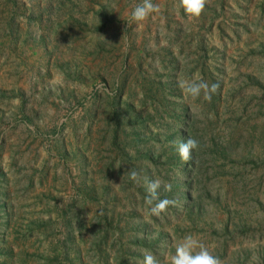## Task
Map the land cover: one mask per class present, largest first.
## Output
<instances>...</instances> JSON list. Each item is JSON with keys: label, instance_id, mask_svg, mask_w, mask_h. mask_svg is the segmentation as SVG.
<instances>
[{"label": "rangeland", "instance_id": "rangeland-1", "mask_svg": "<svg viewBox=\"0 0 264 264\" xmlns=\"http://www.w3.org/2000/svg\"><path fill=\"white\" fill-rule=\"evenodd\" d=\"M140 2L0 0V264H168L189 233L264 264V0ZM197 76L210 102L178 88ZM145 177L172 185L160 217Z\"/></svg>", "mask_w": 264, "mask_h": 264}, {"label": "clouds", "instance_id": "clouds-1", "mask_svg": "<svg viewBox=\"0 0 264 264\" xmlns=\"http://www.w3.org/2000/svg\"><path fill=\"white\" fill-rule=\"evenodd\" d=\"M208 0H179V7L184 13L193 18H198L203 13ZM160 6L153 3V0H141L131 11V22L137 24L146 21L150 15L158 13ZM177 86L181 92L191 97L193 100L201 96L205 101H211L212 95L220 88L219 83L209 84L202 77L193 79H182L177 81ZM198 147V142L192 138L177 142V152L181 160L187 162L192 158L193 149ZM130 180L139 183L140 173L136 169L127 172ZM146 195L144 203L152 216L160 217L170 206H175L176 201L169 198H161L159 190L161 187L165 191H171L170 183H162L159 179L149 180L144 178ZM137 264H163L161 258L156 253L146 251L142 254V260ZM168 264H223L222 260L213 255L209 248L195 234H186L175 246V251L171 255Z\"/></svg>", "mask_w": 264, "mask_h": 264}]
</instances>
